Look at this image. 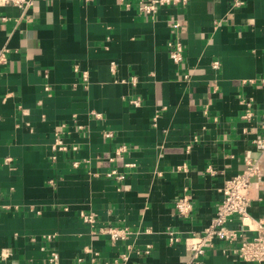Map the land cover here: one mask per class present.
Segmentation results:
<instances>
[{"label": "crops", "instance_id": "obj_1", "mask_svg": "<svg viewBox=\"0 0 264 264\" xmlns=\"http://www.w3.org/2000/svg\"><path fill=\"white\" fill-rule=\"evenodd\" d=\"M139 5H0V264H49L53 251L60 264H187L185 238L211 223L247 158L262 168L249 212L264 219V153L253 142L264 124V0L153 14ZM183 194L188 216L176 207ZM108 225L129 238L111 239ZM238 243L218 241L196 264H256L232 252Z\"/></svg>", "mask_w": 264, "mask_h": 264}, {"label": "built area", "instance_id": "obj_2", "mask_svg": "<svg viewBox=\"0 0 264 264\" xmlns=\"http://www.w3.org/2000/svg\"><path fill=\"white\" fill-rule=\"evenodd\" d=\"M190 0H140L139 8L147 13H156L160 7L173 5H186ZM34 0H0V5H13L23 9L30 7ZM175 62L183 59V50L181 43H177L170 52ZM8 49L0 50V65L7 63ZM214 67H219V61L213 62ZM85 79L87 74L85 72ZM264 80V79H263ZM132 105H140V97L137 96L130 100ZM252 112L248 109L244 118H250ZM111 135V133H107ZM256 149L264 153V124L262 130L253 140ZM58 148H64L63 142L57 140ZM126 151V146L117 148L115 156H120ZM75 165L78 162L74 163ZM262 172L260 159L247 158L245 168L238 174L228 178L221 188L223 198L218 204L216 213L211 223L201 232H196L185 238L187 250L192 252V258L187 264H196L206 253L208 248L213 247L218 241L227 243H239L232 249V252L242 260L252 261L256 264H264V219L253 218L250 215L249 208L252 202V190L257 179ZM176 207L181 215L188 216L192 212L193 204L188 195L183 194L176 201ZM240 219L241 228L236 229L229 226V223L235 218ZM82 218L90 225L96 223L93 214H82ZM253 230L256 234L251 238H242V231ZM100 231L108 234L111 239H127L131 233L127 228L115 227L108 225L101 227ZM173 234V232H170ZM172 239L179 240L178 237L172 236ZM49 264H60L57 252L53 251L50 255ZM80 264V263H71Z\"/></svg>", "mask_w": 264, "mask_h": 264}]
</instances>
